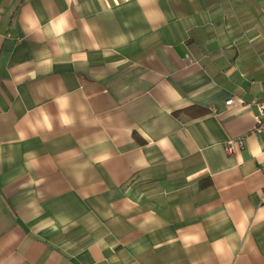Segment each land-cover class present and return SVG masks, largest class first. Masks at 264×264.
I'll use <instances>...</instances> for the list:
<instances>
[{"label": "crops", "instance_id": "0c3cea01", "mask_svg": "<svg viewBox=\"0 0 264 264\" xmlns=\"http://www.w3.org/2000/svg\"><path fill=\"white\" fill-rule=\"evenodd\" d=\"M263 83L264 0H0V264H264Z\"/></svg>", "mask_w": 264, "mask_h": 264}, {"label": "built area", "instance_id": "2783aa9c", "mask_svg": "<svg viewBox=\"0 0 264 264\" xmlns=\"http://www.w3.org/2000/svg\"><path fill=\"white\" fill-rule=\"evenodd\" d=\"M227 105H230L233 103V99L227 100ZM258 109L260 111V114L257 116V125L255 127V130L262 136L263 143H264V83H263V98L258 103ZM236 147H239L240 149H244L245 142L243 139H230L226 142V149L228 152H233Z\"/></svg>", "mask_w": 264, "mask_h": 264}, {"label": "trees", "instance_id": "16d2710c", "mask_svg": "<svg viewBox=\"0 0 264 264\" xmlns=\"http://www.w3.org/2000/svg\"><path fill=\"white\" fill-rule=\"evenodd\" d=\"M194 111L196 110V108L195 109H193Z\"/></svg>", "mask_w": 264, "mask_h": 264}]
</instances>
